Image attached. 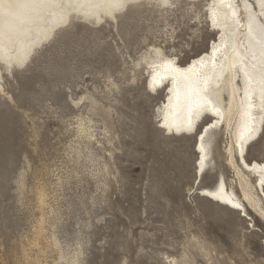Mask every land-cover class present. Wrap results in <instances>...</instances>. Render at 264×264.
Returning a JSON list of instances; mask_svg holds the SVG:
<instances>
[{
	"label": "rangeland",
	"instance_id": "1",
	"mask_svg": "<svg viewBox=\"0 0 264 264\" xmlns=\"http://www.w3.org/2000/svg\"><path fill=\"white\" fill-rule=\"evenodd\" d=\"M181 14L179 9L161 18L155 10H129L116 28L74 20L25 66L3 72L0 264H26L20 249L37 254L31 238L39 217L38 184L47 188L39 241L45 244L53 232L61 249L49 248L27 264H70L60 255L74 251L80 264H168L183 255L192 264H264V222L249 210L255 224L250 227L238 211L199 195L195 138L157 127L164 92L145 90L146 71L128 58L138 57L172 25L181 29L163 45L181 63L203 50L212 32L203 27L192 34L185 25L196 28L195 20ZM107 75L117 87L107 85ZM85 91L98 100L90 110L87 100L74 104ZM79 114L89 116L99 143L77 135ZM225 139L216 136V153ZM215 161L200 186L221 174L229 182L235 178L221 156L215 154Z\"/></svg>",
	"mask_w": 264,
	"mask_h": 264
},
{
	"label": "bare ground",
	"instance_id": "2",
	"mask_svg": "<svg viewBox=\"0 0 264 264\" xmlns=\"http://www.w3.org/2000/svg\"><path fill=\"white\" fill-rule=\"evenodd\" d=\"M155 2L156 0H152L153 5ZM180 2L186 5L181 15H186V17L191 15L187 22L192 20L196 22V28L185 25L192 34L197 36L200 31L205 30L203 27L213 34L214 27L218 37L216 51L213 53L209 47L208 54L204 55L205 47L212 42V39L209 40L204 49L198 52L204 55V60L195 63L186 73H177L176 65L185 68L188 65L179 61L178 53L169 52L163 45L169 41L173 42L178 29H181L179 25H172L160 35H155L156 40L148 44L138 57L128 56V58L132 67H142L146 71L145 90L164 92V99L156 112L157 127L163 131L161 125L165 123L174 129L187 126L189 104L194 99L190 95V88L197 82L203 86V80L208 79L209 95L205 99L210 100L214 108L220 109L224 123L216 130L210 129L204 141L200 142L199 147L204 148L203 153L198 150L196 141L194 143L193 150L197 155L194 162L195 181L199 180L196 190L199 195L202 194L209 200L222 205L216 199L204 195L205 192H211L214 189L210 186H200L204 175L217 166L215 154L221 156L224 163L233 170L235 178L233 177L229 182L221 174L225 181V191L216 192V195L222 201H231L229 205L240 203L242 212L247 213V216H242L250 219L254 227L255 224L249 210L254 211L264 222V184H261L264 180V159L253 160L249 169L242 167L237 169L235 156L230 149L242 136L259 135L263 130L264 107L262 103L264 101H262L261 92L264 91V17L257 15L261 12L258 0H248L247 10H245L243 0H224V2L221 0H180ZM123 3L124 0H0V93L5 94L2 84L4 71H8L13 66L19 68L25 66L39 47L46 42L49 43L52 36L54 37L62 29L68 27L74 20L83 21L92 27L112 26L116 28L117 18L129 10H134L137 14L148 9L149 11L155 10L157 16L161 18L168 17L177 11L171 8L148 7L149 0H141L143 6L127 8L121 6ZM189 8L192 9L191 12L187 10ZM253 16L256 20L249 24L248 18ZM206 17L209 22H214L213 27L206 26ZM173 47L171 43L170 48ZM196 54L190 56L187 62L191 63ZM170 61L175 63H170ZM106 78L108 86L117 87V83L110 75ZM244 80L248 82L241 83ZM160 85L161 88L158 89ZM245 89H247V95ZM8 98L12 100L11 96ZM83 100L88 101L87 109L89 110L98 104V100L88 91L75 100L74 104L78 105ZM90 122L88 115L79 114L75 122L76 133L79 136L84 135L89 140L93 138L99 143L95 138V129ZM106 130L103 128V131L106 132ZM164 133L167 132L164 131ZM171 135L178 136L177 134ZM217 135L222 137L226 135L225 143H221L223 145L220 146L222 150L219 153H216L215 138ZM75 149L79 152L78 147ZM201 155L204 156L202 164L198 163ZM230 160L231 163H229ZM24 185L23 177H21L19 186L22 188ZM46 190L45 184L35 186L34 194L39 217L33 231L34 238L31 239H33L32 246L36 247L37 254L32 257L27 251L20 249L22 258L27 263L37 261L38 255L45 253L49 248L61 249L53 232L46 236L49 240L45 244L39 241V236L45 230L47 217L44 207ZM223 206L231 209L226 204ZM198 244L202 247L200 243ZM205 255L208 253L205 252ZM60 256L70 264H80L78 251H74L69 257ZM184 256L182 259L166 258H169L168 264H192Z\"/></svg>",
	"mask_w": 264,
	"mask_h": 264
},
{
	"label": "snow or ice",
	"instance_id": "3",
	"mask_svg": "<svg viewBox=\"0 0 264 264\" xmlns=\"http://www.w3.org/2000/svg\"><path fill=\"white\" fill-rule=\"evenodd\" d=\"M224 2V0H221ZM245 4V10H247L248 0H243ZM143 6L141 5V0H124V3L121 5L122 7H131V6ZM148 7L156 6V7H163V8H171L175 10L185 9L186 5L180 0H176V2H172V0H156L155 5H153L152 0H149L147 4ZM238 7V5H237ZM258 7L261 9V12L257 15L260 17H264V0H258ZM189 12L192 9H187ZM249 24L256 20V17H249ZM205 24L208 27H213L214 22H209L208 18H205ZM218 37L215 34V29L213 27V36L212 42L210 45L206 46L204 49V55L208 54L209 47H211L212 52L216 51V41ZM204 55L197 53L195 58L192 59L191 63L184 61L188 66L180 67L176 65V72L177 73H186L191 70L192 66L197 63L198 61L204 60ZM170 63H175L174 61H170ZM21 67L23 65H20ZM8 74L11 75L12 71L11 68L8 70ZM247 76V73H245ZM247 80L241 81V83H247ZM171 91V89H170ZM245 94L247 95V89H245ZM190 95L193 99V102L189 104V116L187 121L186 127H176L175 129L168 124H162L161 127L164 129L165 132L168 134H184L188 136H192L195 138L196 144L198 146V150L203 153L204 148L199 147L200 142L204 141L205 135L209 133V130H216L218 127H222L224 123V117L220 112V109L214 108L212 106V102L208 99H205L209 95V81L207 78L203 80V86L199 82L193 84L190 88ZM262 101H264V91L261 92ZM262 107H264V103H262ZM215 117V118H213ZM251 131V130H250ZM264 139V132L260 133L259 135H248L247 137L242 136L240 140L233 144L230 151L235 156V164L237 169L240 167L244 169H249L250 166L253 164V160L256 159H264V144L260 141ZM251 153V158H249L248 154ZM204 162V156L201 155L199 158L198 163L202 164ZM231 163V160L229 161ZM199 183V180L196 181ZM224 177L219 176L213 178L210 187L214 189L211 192H205L204 195L209 196L210 198L216 199L217 201L220 200V197L216 195V192H222L224 188ZM261 184H264V180L261 181ZM227 203H231V201H227ZM236 209H242V205L240 203H236L232 205ZM243 215L247 216V213H243ZM249 226L251 227V220L249 219ZM243 255V252L241 253ZM121 264H129L127 259L121 261Z\"/></svg>",
	"mask_w": 264,
	"mask_h": 264
}]
</instances>
